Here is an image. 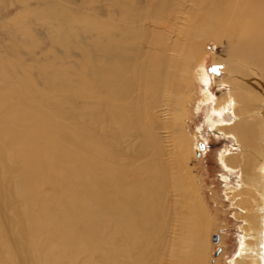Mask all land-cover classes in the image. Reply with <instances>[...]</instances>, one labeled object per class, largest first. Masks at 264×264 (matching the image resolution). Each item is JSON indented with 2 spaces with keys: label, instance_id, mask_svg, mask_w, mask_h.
Returning <instances> with one entry per match:
<instances>
[{
  "label": "bare ground",
  "instance_id": "1",
  "mask_svg": "<svg viewBox=\"0 0 264 264\" xmlns=\"http://www.w3.org/2000/svg\"><path fill=\"white\" fill-rule=\"evenodd\" d=\"M143 1L113 0L111 22L58 7L70 25L58 43L81 58L41 64V86L0 58V264L207 261L213 221L184 123L209 39L228 45L212 63L231 90L210 113L232 110L210 129L234 138L239 152L219 160L241 172L226 194L242 222L229 264H264V0Z\"/></svg>",
  "mask_w": 264,
  "mask_h": 264
},
{
  "label": "rangeland",
  "instance_id": "2",
  "mask_svg": "<svg viewBox=\"0 0 264 264\" xmlns=\"http://www.w3.org/2000/svg\"><path fill=\"white\" fill-rule=\"evenodd\" d=\"M124 1L128 4L130 0ZM134 2L137 5L145 4L143 0H134ZM60 6L77 19L89 17L106 22L120 19L113 0H0V58L12 63L19 73L23 67H33L32 74L39 82V86L43 85L44 81L40 79H44L43 73L38 71L41 64L62 60L75 65L81 58V52L74 48L75 46L65 48L58 43L57 35L60 34L59 38L63 39V36L68 34L70 26L65 19L55 17L54 12L60 11L58 9ZM119 24L126 26L123 21H119ZM21 25L28 28L30 36L25 35ZM72 26L76 29L77 41L94 53L90 39L95 37V33L84 32L78 20L77 23L74 21ZM227 48L228 45L225 42L218 44L209 39L202 57H198L195 61L194 76H198L193 80L194 91L187 105L184 123L192 150L187 163L192 175H195L197 179V186L201 188L205 199L204 204L213 221L210 224L211 230L208 237V246H210L207 252L208 257L204 264L230 263V258L233 257L239 245L238 226L242 224L240 218L235 217L237 209L232 206V202L226 195L228 187L239 185L241 172L239 169L225 168L219 160L221 153L239 152L238 146L233 137L212 131L209 124L211 116L215 121L223 119L228 123L232 120L230 108L222 115L210 113L218 100L227 99L228 96V103L229 95H231L224 73L215 76V66L212 63L215 56L224 58ZM66 49L69 51L68 59ZM36 71L39 73L37 74ZM201 74L204 77H200ZM206 93L211 96L206 97ZM57 120L62 121L60 118Z\"/></svg>",
  "mask_w": 264,
  "mask_h": 264
}]
</instances>
